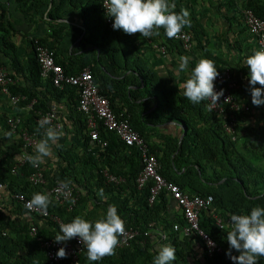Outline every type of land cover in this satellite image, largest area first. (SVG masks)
I'll use <instances>...</instances> for the list:
<instances>
[{
	"label": "trees",
	"instance_id": "16d2710c",
	"mask_svg": "<svg viewBox=\"0 0 264 264\" xmlns=\"http://www.w3.org/2000/svg\"><path fill=\"white\" fill-rule=\"evenodd\" d=\"M236 1L227 0L225 6L231 9L236 5ZM23 2L27 3L26 0ZM49 2L50 0H34L29 2L28 8L38 9L42 4L49 7ZM220 4L222 6L225 3ZM67 7L77 9V13L83 18L87 32L82 43L97 44L109 57L116 73V70L138 72L144 80L147 94L152 90L158 92L160 103L154 110L145 113L151 108L150 98L145 102L136 103L133 100L136 97L135 92L132 88L129 89L130 86L139 84L138 78L129 74L119 80L111 77L103 58L96 57V50L87 52L83 60L62 57L59 44L66 35V25L52 26L48 38L32 40L31 44L29 42V51L24 57H20L12 40L14 33L19 29L10 22L12 16L7 20L0 14V41L10 51L3 52L12 60L13 69L9 72L17 81L10 88L11 94L26 95L27 99L18 102L17 105L20 106H26L35 100L32 108L18 114L9 115L4 108H0V182L8 185L4 193L7 197L2 196L0 192V264H58L48 258L47 248L43 245V241L54 238L59 231L60 224L53 217L57 216L66 222H71L76 216L95 221L106 213L109 205L116 206L126 228L132 227L138 230L139 234L130 244H119L115 255L98 262L88 261L86 250L80 256V264H152L157 247L164 244L172 245L176 250V260L173 264H234L226 255L229 248L226 236L231 227L230 223L221 228L216 224L214 214L228 218L232 214H249L254 206H264V132L261 127L258 125L260 128L256 129L257 124H254L253 128L252 123L245 120L249 117V111L233 110L237 121L235 131L231 134L224 127V119L206 107L207 101L193 104L184 98L182 93L167 86L141 57L140 48L136 45V48H131L128 44L126 39L135 44L138 35L127 34L128 38L125 39L122 36L125 35L123 30H114L107 22L103 0H59L57 5L47 11V16L61 18L67 12ZM248 8L264 18V0H243L244 22V11ZM2 9L10 12L8 6H3ZM175 11L179 12L180 9L175 7ZM245 26L249 29L246 22ZM187 29L192 32L193 44L199 42L196 27L190 24ZM115 37L116 42L112 40ZM165 37L170 44L167 46L168 50L171 47L178 49V41L169 39L166 35ZM118 39H122L123 44L118 42ZM38 44L45 45L54 52L57 63L62 65L66 73L75 74L86 66L90 67L96 83L110 100L114 111L129 119L131 125L150 143L152 152L160 160V171L167 180L178 184L189 194L214 196L213 206L201 213L200 225L218 242L222 248L221 252L210 255L198 236H183L180 231L174 229L175 223H184V217L176 202V210L173 209L170 213L173 199L168 191L164 190L154 203L149 202L152 183L139 188L136 181L141 170V154L137 147L127 145L116 133L103 126L100 128V135L103 140H108L107 146L91 142L86 115L78 109L79 88L68 85L60 89L51 79L42 78L36 51ZM200 46L204 50L207 48L206 44ZM12 51L17 54H12ZM204 56L213 61L208 53ZM132 57L136 58L130 61ZM6 63L0 60V66H7ZM235 86L234 81L232 89ZM128 91L132 92L133 99H127ZM118 93L125 94L121 107L115 104V94ZM233 93L235 95V90ZM0 94L3 95L2 92ZM6 97L11 102L10 96ZM50 100L67 105L66 116H61L63 130L71 132L69 127H72V133L81 131L82 135L69 146L55 148L60 158L59 169L56 172L42 164L40 169L44 172L47 183L34 184L28 176L35 168L28 162L16 167L15 171L13 169L24 148L21 133L24 130L39 131L40 111L49 110ZM236 100L240 101L237 98ZM239 103L242 104L243 101ZM10 117H19L21 120L17 134L11 131ZM168 121L182 124L186 128V134L181 142L176 137L164 135L160 137V144L157 145L151 137L152 133L154 134L153 128ZM8 131L13 133L11 140L3 137L4 132ZM78 147L83 148L84 153L74 154ZM85 151H90L91 155ZM117 153L123 154V163L129 167L127 171L114 169L111 158ZM104 169L116 177L124 176L126 182L119 184L109 180L104 174ZM67 179H71L72 186L79 192L78 203L73 209H69L68 203L61 204L50 194L52 203L47 209L50 215L39 216L29 212L12 197L16 192L26 193L30 198L35 192L48 194L47 189ZM112 194L118 199L117 202L112 201ZM233 253H236L235 250ZM62 263L72 264L69 258H65ZM258 264H264V257L259 259Z\"/></svg>",
	"mask_w": 264,
	"mask_h": 264
},
{
	"label": "crops",
	"instance_id": "0c3cea01",
	"mask_svg": "<svg viewBox=\"0 0 264 264\" xmlns=\"http://www.w3.org/2000/svg\"><path fill=\"white\" fill-rule=\"evenodd\" d=\"M31 1L34 0H26L27 3L24 4L23 0H0V14H2L7 20L12 16L10 22L19 29L17 31L15 30L16 32L14 33L12 40L17 46L18 55L20 57H24L25 54H27V51H29V42L31 44L32 40L37 41L40 38H48L52 26L66 25L68 26L66 35L59 44V53L62 57H75L83 60L87 55V52L96 50V57L103 58L107 72L111 77L119 80L129 74V76L138 78L139 84L129 87V89L132 88L135 92V99L131 97L132 92L130 91H128V96L126 95L127 99L130 97L136 101V103H141L150 98L151 102H149V105L151 108L145 113L154 110L156 106L159 105V93L152 90L150 94H147L145 91L146 87L144 80L138 72L134 70H116V73L113 69L114 67L110 64L109 57L104 51L98 48L97 44L94 42H88V44L82 43L86 36L87 29L83 25V18L77 13V9L67 7V12L64 13L63 17L55 19L50 16L48 17L47 11L54 7V5H57L59 0H50L49 7L46 5L43 6L42 4L38 6V9H29L28 5ZM220 2L225 4L221 6ZM226 2L227 0H214L213 3L210 0H175V2H172L178 9H188L190 12L191 24L196 27L199 42H195L190 50H184L180 44L178 49L171 47V49L167 50V53L164 54L160 46H165L167 48L170 44L165 37L163 28L160 29L159 36L150 39L141 37L139 33L131 34L138 35L135 44L134 42H129V39H126L128 38L126 36L127 34H123L122 36L128 41L131 48H136V46H138L137 48H140L142 53L141 57L147 61L149 66L162 78L167 86L176 90L178 93H182L179 86L185 82L189 75V73L177 74L176 69L178 67L179 57H190V72V70L195 67L196 63L205 57L204 54L208 53L213 58L217 69H229L231 71L236 84L233 89L235 90V97L250 106L249 110H247L249 111V117L245 120L251 122L253 128H255L254 124H257L256 129L261 127V131L264 132V105H253L248 84L249 68L247 65H243L246 58L257 51L256 39L245 26L243 18V0H237L236 5L231 7V9L225 6ZM3 6H8L10 12L3 11ZM1 20L2 18L0 17V25H2ZM112 40H115L116 42V37ZM117 41L122 44L124 42L122 39H118ZM204 44L207 46L205 50L201 49L200 46ZM3 51L6 52L9 50L8 47H4L0 41V60L6 61L7 66H5L8 70H12V60H10L11 58L4 54ZM12 54L16 55L17 52L12 51ZM134 58L136 57H132L130 61ZM256 86L259 87V85ZM125 91L126 90L124 89L123 92ZM143 91H145L144 94ZM115 98V104L119 107L123 106L125 94H115ZM49 104L50 107L57 106L60 115L63 118L66 116L67 105L64 102L57 103L56 101L50 100ZM0 108H4L9 115L18 114L19 112L29 109L28 105H12L7 97L1 94ZM68 116L69 115L67 114V117ZM258 125L260 127H258ZM69 130H71V132L68 130L64 131L65 136L59 141L61 146H69V144H73L77 137L82 135L81 131L77 134L72 133V127H69ZM152 132H154V134L152 133L151 135L152 140H155L157 145L160 144V137L164 135L176 137L179 139V142H181L185 136L183 128L180 126V123L176 121H168L165 124L155 126ZM55 148L56 147H53V155L43 164L47 166H45V168L54 171L59 169L60 161ZM82 153H84V149L81 147H78L74 151V154L76 155ZM86 153L91 155L90 151H87ZM112 156L111 161H113L112 164L115 166L114 169H123L124 171L129 169L128 165L123 163V154L117 153ZM140 168H142V161H140ZM104 174L109 180L115 181L119 184L126 182L124 176L120 175L116 177L114 174L109 173L107 169H104ZM1 195L7 197L6 194ZM111 199L115 202L118 201L114 194H112ZM173 209L176 210L175 201L172 200L170 213H172Z\"/></svg>",
	"mask_w": 264,
	"mask_h": 264
},
{
	"label": "clouds",
	"instance_id": "9594fccd",
	"mask_svg": "<svg viewBox=\"0 0 264 264\" xmlns=\"http://www.w3.org/2000/svg\"><path fill=\"white\" fill-rule=\"evenodd\" d=\"M103 6L106 9V15L114 18L112 24L114 30H123L125 34L129 35L139 33L145 39L159 36L161 28L169 39L179 38L182 30L191 24L188 9L181 8L179 12H176L175 4L170 0H104ZM178 42L181 44L180 41ZM160 48L164 54L167 53L168 49L165 46H160ZM189 62L190 57H179L177 74L189 73L188 78L179 86V89L182 91L183 97L191 103L200 104L207 101L206 107L209 108V111H213L212 109L223 95V89L220 91L215 89L214 81L219 75L218 71L223 70L217 69L212 60L203 57L189 72ZM243 65H247L249 68L248 84L253 105H264V49H257L252 55H249ZM233 96L236 99L234 94ZM40 129L43 130L42 138L32 146V153L26 156L27 162L32 167L44 164L53 155V147H61L59 141L65 136L64 130L58 125H54L48 116H44L38 121V130ZM88 134L90 135L89 128ZM3 137L11 140L13 133L11 131L4 132ZM148 144L150 146L149 142ZM60 183V194L67 198L72 181L67 179ZM5 189L1 191V194L6 192ZM49 190L47 189L48 194L33 193L31 199L26 201L25 208L29 212L46 213L52 203ZM100 195L103 196L102 189ZM229 223L231 227L226 236L229 245L226 255L234 264H258L259 259L264 257V206L252 207L249 214H232ZM125 232V222L119 215L116 206L109 205L106 213L95 221L76 216L71 222L61 223L54 242H67L78 238L79 243L87 249V260L98 262L105 257L115 255L120 237L124 236ZM209 244L211 245L212 242L209 241ZM233 250L238 255H234ZM67 255L65 247H60L56 252L57 258L60 259L67 258ZM175 260V248L172 245L164 244L157 247L152 264H173Z\"/></svg>",
	"mask_w": 264,
	"mask_h": 264
},
{
	"label": "built area",
	"instance_id": "2783aa9c",
	"mask_svg": "<svg viewBox=\"0 0 264 264\" xmlns=\"http://www.w3.org/2000/svg\"><path fill=\"white\" fill-rule=\"evenodd\" d=\"M104 2V0H103ZM245 22L249 27V31L255 36L257 42V49H264V18L259 17L250 8L244 11ZM113 17L108 16L107 22L112 27ZM181 42L185 50H190L193 43L192 32L184 28L179 35V38H173ZM37 59L41 67V76L43 79H51L53 84L64 89L68 85H73L79 88V110L86 115L87 127L90 130L91 142L102 144L107 146L109 143L107 139H102L100 135V128L103 126L107 130L114 132L118 137L123 140L129 146H135L142 156V169L137 176V183L139 188H142L147 183L151 182L149 202L154 203L159 195L164 191H168L171 198L180 206V210L184 217V223H175L174 229L180 231L183 236H198L205 244L207 251L210 255L214 252H221L222 248L218 242L211 237V235L202 229L200 225V216L203 210L209 209L213 206L214 196L212 194L201 195L198 193L189 194L184 192L181 187L167 180L161 173V164L156 156L150 149V146L146 139L131 125L129 119L124 118L122 114H117L111 106L110 100L104 95L96 83L93 73L89 66H86L79 73L69 74L61 64L57 63L54 52L47 46L38 44L36 47ZM219 75L214 81L215 89L220 91L223 89V95L220 97L218 104L212 109L218 116L224 119V127L227 132L234 133L235 123L237 121L236 114L233 110H249L247 104L239 103L232 94V87L234 81L229 70L218 71ZM16 79L10 74L6 66H0V92L6 96H10L11 104L17 106L18 102L27 99L24 94H11L10 88L16 84ZM35 100L33 99L28 107L32 108ZM44 116L50 117L54 125H58L63 129V123L61 120L60 111L57 106H52L47 111H40L38 121ZM19 117H10L9 125L13 133H18L20 124ZM43 130L28 131L24 130L21 133V137L24 140L23 152L18 156L16 167L24 165L27 160L26 156L32 153V146L41 139ZM97 148V147H95ZM94 148V150H95ZM35 170L28 176V179L34 184H46L44 172L39 167H34ZM7 184L0 182V192L7 188ZM49 193L53 195L54 199L61 204H67L69 209H73L77 205L79 200V192L72 186L67 198L61 195V183L58 182L54 187L49 190ZM12 197L25 207L26 201L30 200L26 193L16 192L12 194ZM74 201V202H73ZM31 213L39 216L50 215L49 211L37 212L31 211ZM216 224L221 228L228 225L230 217L226 218L217 214H214ZM55 221L61 223H68L63 219L55 216ZM35 231L36 228H33ZM139 234L138 230L132 227L126 228L125 235L120 237V245H128ZM147 234V233H146ZM209 241L212 244H209ZM43 245L47 248L48 258L52 262L63 264L65 259L57 258L56 252L60 247H65L67 252V258L71 260L72 264H80V256L87 250L79 243L78 238L71 239L67 242H54V238L43 241ZM238 255L237 253H233ZM229 258V257H228ZM230 259V258H229ZM231 260V259H230ZM232 261V260H231Z\"/></svg>",
	"mask_w": 264,
	"mask_h": 264
},
{
	"label": "water",
	"instance_id": "95a60500",
	"mask_svg": "<svg viewBox=\"0 0 264 264\" xmlns=\"http://www.w3.org/2000/svg\"><path fill=\"white\" fill-rule=\"evenodd\" d=\"M180 126H181V127L183 128V130H184L183 133L186 134V128H185L183 125H181V124H180Z\"/></svg>",
	"mask_w": 264,
	"mask_h": 264
}]
</instances>
